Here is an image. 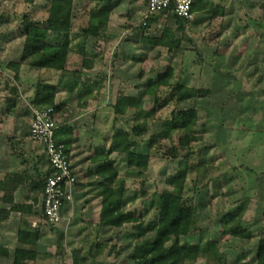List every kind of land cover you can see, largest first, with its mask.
<instances>
[{
	"label": "clouds",
	"instance_id": "obj_1",
	"mask_svg": "<svg viewBox=\"0 0 264 264\" xmlns=\"http://www.w3.org/2000/svg\"><path fill=\"white\" fill-rule=\"evenodd\" d=\"M0 264H264V0H0Z\"/></svg>",
	"mask_w": 264,
	"mask_h": 264
}]
</instances>
